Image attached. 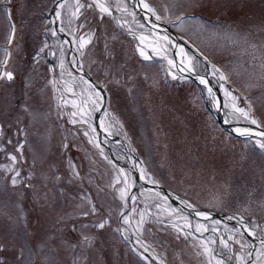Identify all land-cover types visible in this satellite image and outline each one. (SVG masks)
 I'll list each match as a JSON object with an SVG mask.
<instances>
[{"label": "rangeland", "instance_id": "374dc122", "mask_svg": "<svg viewBox=\"0 0 264 264\" xmlns=\"http://www.w3.org/2000/svg\"><path fill=\"white\" fill-rule=\"evenodd\" d=\"M57 1L0 0V72H14L11 81L0 79L4 264H264V245L254 238L264 240L263 136L217 123L213 88L210 96L208 83L201 88L180 70L173 41L147 25L131 0H107L112 15L102 18L98 9H82L79 19L72 17L75 0H63L60 16L54 15ZM144 1L177 41L185 37L197 47L195 52L183 44L195 73L219 89L226 120L236 128L264 129V0ZM85 21L84 29L73 31ZM89 29L93 40L81 56L78 35ZM81 77L105 97L96 110L89 102L87 124H72L70 114L78 109L71 101L79 105L87 87ZM135 169H143L141 180L153 187L136 183ZM121 171L128 180L123 200ZM198 210L220 217L205 219ZM105 219L104 229L94 226Z\"/></svg>", "mask_w": 264, "mask_h": 264}, {"label": "snow or ice", "instance_id": "6c2138e0", "mask_svg": "<svg viewBox=\"0 0 264 264\" xmlns=\"http://www.w3.org/2000/svg\"><path fill=\"white\" fill-rule=\"evenodd\" d=\"M141 3H143V0H140ZM67 3V0H65V4ZM65 4H61L60 7L63 8L65 6ZM143 7L145 9H147L149 12H152L153 15H155V12L153 9L150 8V6L147 4V3H143ZM86 8H95V9H98L99 10V13L101 14V18L103 17V15H108V16H111L112 15V12L110 10V4L107 3V0H91V2H88V0H84V2L82 3L81 0H75V3H74V10L72 11V17L75 18V19H79L80 15H82V9H86ZM57 16L59 17L60 16V13H57ZM155 18L156 20H160L161 17L158 16V15H155ZM86 23L87 21H85V23H80L77 25L76 29H74L73 31L74 32H77L79 33V30L80 29H84L86 27ZM10 27H12L10 25ZM140 27H143V25H140ZM153 27H155V25H153ZM13 32L15 31L14 27H13ZM61 31H63V29H61ZM53 35H55V33H53ZM93 36H94V33L91 31V29H89L87 32H84L82 34H79L78 35V51L80 52V55L83 56L84 55V49L87 45L91 44L92 43V40H93ZM141 40V42H143L144 40V37H140L139 38ZM165 40H168L169 43H171V40L168 38V37H164ZM11 40H12V37L10 36L9 37V43H11ZM67 43V42H66ZM48 45L45 44L44 47L40 48L39 50V53H43L45 48H47ZM138 51H139V55L141 57H143L145 60H148L150 59V57L148 55L145 54V52L142 50V49H139L138 48ZM155 51V50H154ZM186 55V54H185ZM192 58H189V60H191ZM6 63V61H5ZM172 61L169 60V64L172 65ZM60 68L63 69L64 68V62L63 60L60 61ZM193 68L194 66H188L186 69H181L182 71L184 70H187L189 72L193 71ZM215 71H218V70H215ZM69 75H71V73H69ZM7 79L8 81H11L13 79V74L11 72H0V79ZM173 79H176L175 76H173ZM200 79V83L201 84H207V81L203 78H199ZM226 77H224L222 74L220 75V80H225ZM66 85L68 84V82H65ZM80 83L81 84H84V85H87L86 88L82 89L81 90V93H80V96H81V100H80V104L77 105L76 101H71L72 103V106L74 108H77L78 110L77 111H73L71 114H70V119H69V122L72 123V124H76V123H83V124H87L88 123V119L87 117L90 116V112L86 111V108L89 104V102L91 103V106H92V110H96L97 108V105L98 103L100 102V100L102 99V97L100 96V93L99 92H95L93 86L91 84H89L88 81H86L83 77L80 78ZM221 88L224 89V85L222 84L221 85ZM65 91H68V92H72L73 95H77V93H75L72 89L71 86H66L65 88ZM209 95L210 96H213L214 94L212 93V90L209 88ZM90 93L87 98L84 97V93ZM224 95L226 97H231L232 101H233V108L235 109V111L241 113L246 119L248 118V112L245 111L243 108H240V107H237L236 106V101L238 100L237 97L233 96L232 95V92L227 90V89H224ZM64 103H68V101H65ZM25 110H27V106H25ZM76 117H79V119H76ZM251 123L253 124H256L257 121L255 120H251ZM89 127L91 128V125H89ZM92 131H95V129H92ZM248 132L247 131H244V132H241V135H247ZM85 136H88V132L85 131L84 133ZM258 135H261V136H264V133H258ZM92 139H89V143H92ZM259 143V142H258ZM96 147H99V145H95ZM65 148L68 147L67 144L64 145ZM260 147L261 148H264V143H260ZM19 151V148L17 149ZM10 159H12L13 161L16 160V157L15 156H11ZM70 168L72 170V174L74 177H78L79 176V173L76 172L75 170V165L74 164H70ZM141 172H142V175L144 174V170L141 169ZM121 176H124V180H123V183L125 184V188H122L120 189V199L123 200L126 196V188H127V185H128V180H127V174L124 173L123 171H121L120 173ZM16 176H19V172H16ZM147 178V177H146ZM57 179H59V177H57ZM150 179V178H149ZM17 180L15 177L12 178V184L15 185L17 184ZM121 181L120 180H117V183H120ZM152 183H156V181H152ZM156 196L159 197L160 196V193L157 192L156 193ZM133 199H135L133 197ZM162 199H166L164 197H162ZM89 204H91V200L88 201ZM156 207H160L159 204L156 205ZM188 207H191V205H188ZM91 213L92 214H95L97 212V209L95 208V206H93L91 209H90ZM173 211H175L173 209ZM83 216H88L89 215V212H83L82 213ZM199 215L205 217V219H207V215L205 213H199ZM141 216V219L140 221L138 222V226L139 225H142L144 223V219H145V214L142 212L140 214ZM121 218L123 219L124 223L127 224L129 222V219H128V216L125 215L124 213H121ZM108 224V220L105 219L101 222H99L98 224L94 225L97 229H104L105 226ZM82 227H87V225H82ZM185 227H191V225H185ZM201 227L200 225H197L196 227V230L197 231H201ZM205 231L207 230L206 228L204 229ZM212 231H216L215 228L212 229ZM190 234V233H189ZM251 234V233H250ZM231 238V237H230ZM83 240L85 242H89V237L85 236L83 237ZM222 244L225 245V247H227V244L224 242V241H221ZM262 244H264V242H262ZM27 247V241L25 242V248ZM37 247V250H40L42 248V245L40 244H37L36 245ZM24 248H21L19 251H18V259L22 258L24 256ZM4 251V245L3 244H0V252ZM204 251L207 253L209 252V249L205 246L204 248ZM261 255H264V253H262ZM0 264H4V259L3 257H0ZM217 264H221L220 261H217Z\"/></svg>", "mask_w": 264, "mask_h": 264}, {"label": "bare ground", "instance_id": "6f19581e", "mask_svg": "<svg viewBox=\"0 0 264 264\" xmlns=\"http://www.w3.org/2000/svg\"><path fill=\"white\" fill-rule=\"evenodd\" d=\"M143 3H146L144 0H143ZM143 3H141L140 2V0H135V7L138 9V10H140V12H142V13H140L141 14V16H143L144 17V19H145V22L147 23V25H149V26H151V27H153V25H155V27H158L159 28V32H160V34L159 35H162L163 37H168L170 40H172L173 42H172V45L175 47V50H176V56H177V61H178V65H179V68H180V70L181 69H186L188 66H192V64H191V61L189 60V57H188V55H187V52L185 51V48H184V46H183V43L182 42H178L177 41V39H175L174 37H170L169 35H168V33L167 32H165L164 30H165V27L163 26V25H161V23L159 22L160 20H156V18H155V15H153L152 14V12H149L147 9H145L144 7H143ZM60 6V3H58L55 7H54V9H53V12H54V15H56L57 14V10H58V7ZM151 8V7H150ZM162 22V21H161ZM169 26V25H168ZM170 27V26H169ZM163 33V34H162ZM61 34V36L60 37H64L65 38V34L62 32V33H60ZM186 54V55H185ZM182 71V70H181ZM184 72H189V71H187V70H184ZM192 72V71H191ZM200 78H203V79H205L206 81H207V83H208V80H209V78L208 77H200ZM207 87L208 88H210V89H212L213 87H214V85H211L210 83H208V85H207ZM101 90V92H102V94L104 95V91L102 90V89H100ZM105 96H102V98H104ZM103 101V100H102ZM216 102L214 101V105L216 106ZM104 104L102 103L100 106H99V110L100 109H102V106H103ZM214 106V107H215ZM105 107V106H104ZM102 111V110H101ZM98 115V114H97ZM96 115V116H97ZM106 130H105V128H104V126H102V124L100 125V132L101 133H104ZM236 131L238 132V133H241V132H244V131H247L248 132V134L249 135H254L255 134V131L254 130H251V129H244V128H237L236 129ZM247 134V135H248ZM246 137V136H245ZM134 172H136V173H138L139 174V171L138 170H136L135 169V171ZM142 173H140V177L142 178Z\"/></svg>", "mask_w": 264, "mask_h": 264}, {"label": "water", "instance_id": "95a60500", "mask_svg": "<svg viewBox=\"0 0 264 264\" xmlns=\"http://www.w3.org/2000/svg\"><path fill=\"white\" fill-rule=\"evenodd\" d=\"M131 1L133 3H135V0H131ZM138 12H140V10H138ZM140 13H142V12H140ZM159 22L161 23V25H163L165 27V30L164 31L167 32L170 37H172L173 36V32H172L171 28L168 25L164 24L163 22H161V21H159ZM152 28H155L156 30H159L158 27H152ZM7 72H11L14 75V73L11 70H7ZM209 83L210 84H213L211 81H209ZM214 89H215L216 94H217V96L219 98V101H220L221 97H220V94H219V91H218L217 87H214ZM217 119L225 127H229L230 126V123H228V122L225 121V119L223 117V114H222V112H221L220 109L219 110L217 109ZM254 129L257 130L259 133H264V129H262V128L255 127ZM115 138H117V137H115ZM135 177L138 178V173H136V172H135Z\"/></svg>", "mask_w": 264, "mask_h": 264}, {"label": "trees", "instance_id": "16d2710c", "mask_svg": "<svg viewBox=\"0 0 264 264\" xmlns=\"http://www.w3.org/2000/svg\"><path fill=\"white\" fill-rule=\"evenodd\" d=\"M51 61L53 60V57H51V59H50Z\"/></svg>", "mask_w": 264, "mask_h": 264}, {"label": "flooded vegetation", "instance_id": "af4514ba", "mask_svg": "<svg viewBox=\"0 0 264 264\" xmlns=\"http://www.w3.org/2000/svg\"><path fill=\"white\" fill-rule=\"evenodd\" d=\"M135 190V189H134Z\"/></svg>", "mask_w": 264, "mask_h": 264}]
</instances>
